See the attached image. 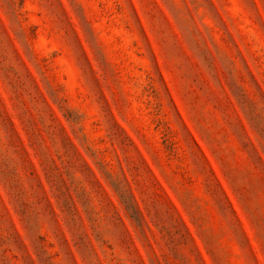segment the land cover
Segmentation results:
<instances>
[{
	"label": "rangeland",
	"instance_id": "obj_1",
	"mask_svg": "<svg viewBox=\"0 0 264 264\" xmlns=\"http://www.w3.org/2000/svg\"><path fill=\"white\" fill-rule=\"evenodd\" d=\"M0 264H264V0H0Z\"/></svg>",
	"mask_w": 264,
	"mask_h": 264
}]
</instances>
